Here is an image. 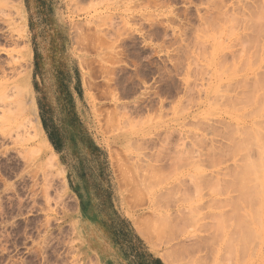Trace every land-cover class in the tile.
<instances>
[{
  "label": "rangeland",
  "instance_id": "obj_1",
  "mask_svg": "<svg viewBox=\"0 0 264 264\" xmlns=\"http://www.w3.org/2000/svg\"><path fill=\"white\" fill-rule=\"evenodd\" d=\"M259 1L0 0V264H98L88 240L130 230L163 264H264L261 182L228 184L259 149L225 152L264 140Z\"/></svg>",
  "mask_w": 264,
  "mask_h": 264
},
{
  "label": "bare ground",
  "instance_id": "obj_2",
  "mask_svg": "<svg viewBox=\"0 0 264 264\" xmlns=\"http://www.w3.org/2000/svg\"><path fill=\"white\" fill-rule=\"evenodd\" d=\"M251 1V0H250ZM261 2V3H260ZM246 3H247V0H246ZM245 3V4H246ZM258 3H260V5H254L255 6V8H253L252 6H251V8H252V10L254 9V12L252 11V10H250V9H248V10H250V16L247 18L248 20H246L248 23H244V24H246L247 25V28H244L245 30L246 29H248V30H250V31H254V28L255 27H259L260 28V30H259V28H258V32L260 33L259 35H261V32L263 33L264 31H261L264 27V0H260ZM249 5V4H248ZM247 6V5H246ZM259 6V7H258ZM249 7V6H248ZM247 7V8H248ZM246 8V9H247ZM259 8H260V10H259ZM215 9H217V7H215ZM245 9V8H244ZM219 10V9H218ZM221 12V11H220ZM227 12V11H226ZM217 13H219V12H217ZM224 13H225V11H224ZM228 14H229V12H227ZM226 13V14H227ZM220 14V13H219ZM227 14V15H228ZM244 14H245V10H244ZM243 14V16L244 17H246V16H248L249 14L247 13V15L245 16ZM217 15V14H216ZM226 15V16H227ZM243 16H241V17H243ZM217 17V16H216ZM220 17H223L224 18V16H221L220 15ZM229 17V16H228ZM243 17V18H244ZM211 18V17H210ZM218 18V17H217ZM222 18V19H223ZM232 18H233V16H232ZM235 18V17H234ZM237 18V17H236ZM235 18V19H236ZM216 19V18H215ZM215 19H213V20H215ZM219 19H221V18H219ZM227 18H225V20H226ZM229 19V18H228ZM227 19V20H228ZM232 20V19H231ZM239 21H240V17H239V19H238ZM238 20L235 22V23H237L238 22ZM243 20V19H242ZM241 20V22H243ZM233 21H235V20H233ZM232 21V22H233ZM23 22V21H22ZM221 22V21H220ZM223 22V21H222ZM253 22H255L256 24H253ZM24 23V22H23ZM204 23V22H203ZM239 24H241V23H237V25L238 26H240ZM211 25V24H210ZM213 25V24H212ZM218 25V24H217ZM235 25V24H234ZM253 25H255V26H253ZM203 26V25H202ZM208 26V25H207ZM216 27H218V26H216ZM233 27V26H232ZM242 27H243V23H242ZM246 27V26H245ZM220 28V27H219ZM228 28V27H227ZM216 29V28H215ZM214 29V30H215ZM238 29H239V27H238ZM24 29H22L21 31H23ZM212 30V29H211ZM223 30V29H222ZM228 30V29H227ZM230 30V29H229ZM239 30H241V29H239ZM210 31V30H209ZM219 31V30H218ZM247 31V30H246ZM256 31V32H257ZM226 32V31H225ZM230 32H232V31H230ZM22 33V32H21ZM248 33H250V32H247V33H245V34H247V36L248 35H250V36H252V33H250V34H248ZM254 33H255V31H254ZM22 34H24V33H22ZM258 34V33H257ZM25 35V34H24ZM23 35V36H24ZM253 36H254V34H253ZM262 36V35H261ZM244 37V36H243ZM238 39V38H237ZM242 41V40H241ZM238 42V41H237ZM247 42H249V41H246V43ZM251 42H253V41H251ZM251 42H249L250 44H251ZM220 43V42H219ZM245 43V42H244ZM249 43L248 44H246L247 46L249 45ZM242 45V44H241ZM254 46V45H253ZM230 47V46H229ZM229 49V48H228ZM232 49V48H231ZM245 49H246V47H245ZM30 50V49H29ZM240 50H242V48L240 49ZM233 51V50H232ZM249 51V50H248ZM263 51H264V49H263ZM24 52H25V50H24ZM243 52V51H242ZM245 52V51H244ZM235 53H236V51H235ZM253 53V52H252ZM256 53L257 54H259L258 53V51H256ZM263 53V52H262ZM26 54V53H25ZM264 54V53H263ZM237 56H238V54H236ZM235 55V56H236ZM245 55V54H244ZM25 56V55H24ZM254 56V55H253ZM264 56V55H263ZM230 58V57H229ZM258 58H259V56H258ZM263 58V57H262ZM25 59V58H24ZM230 59H232V58H230ZM253 59V58H252ZM26 60V59H25ZM24 60V61H25ZM228 60V59H227ZM258 60V59H257ZM225 60H223L222 61V63L224 62ZM248 61V59L246 60L245 59V63H244V61L242 62V63H244V65L246 64V62ZM217 62H218V60H217ZM232 62V61H231ZM255 62H256V59H255ZM221 63V64H222ZM226 63V62H225ZM241 63V64H242ZM248 63V62H247ZM251 63H252V61H251ZM250 63V64H251ZM257 63V62H256ZM232 64V63H231ZM253 65H254V63H252ZM224 66V65H223ZM247 66V65H246ZM230 67V66H229ZM245 67V66H244ZM223 68V67H222ZM228 68V67H227ZM238 68V67H237ZM226 69V68H225ZM230 69V68H229ZM240 68H238V70H239ZM234 70V69H233ZM236 70L237 72H239V71H241V70ZM235 71V72H236ZM259 74V73H258ZM260 74H262V73H260ZM257 75L256 76V78H259L261 81H260V83L261 82H263L264 81V79H261V76H262V78H263V74L262 75ZM254 75H255V73H254ZM259 76V77H258ZM248 80H251V79H248ZM253 80V79H252ZM255 80V79H254ZM245 81V80H244ZM256 81V83H257V81L258 80H255ZM254 81V82H255ZM243 82V81H242ZM254 82H252V83H254ZM259 83V82H258ZM260 83H259V85H260ZM264 83V82H263ZM263 83H261L262 84V87L264 88V84ZM234 84V83H233ZM248 84V82L244 85L243 84V86H246ZM250 84H251V82H250ZM232 85V84H231ZM249 85V84H248ZM237 86V85H236ZM251 86H253V87H251V88H254V85L252 84ZM235 87V86H234ZM247 87V86H246ZM228 88H229V85H228ZM248 88H250V87H248ZM259 88V87H258ZM226 89V88H225ZM232 90L234 89V88H231ZM237 89H239V87L237 88ZM228 90V89H227ZM252 90V89H251ZM261 90H263L262 88L260 89V91ZM224 91H226V90H224ZM231 91V90H230ZM228 92V91H227ZM238 93H236V95H238V96H236V98L234 99L233 97H231V98H233V99H231V100H229V101H231L232 102V100L235 102L236 100H238V101H240V102H243L244 101V103L243 104H249L250 105V103H252L253 104V100H252V98H251V102H250V100H249V98L251 97V93L249 94V93H245L244 91H242L243 93H241V92H239V91H237ZM240 93V94H239ZM227 95V94H226ZM256 95V94H255ZM240 96V97H239ZM253 96V95H252ZM261 96H262V98L261 99H264V96L262 95V93H261ZM221 97H223V95L221 96ZM253 98H255L254 96H253ZM223 100V99H222ZM225 100V99H224ZM226 100H228V99H226ZM225 100V101H226ZM260 100V99H259ZM246 101V102H245ZM255 101H257V100H255ZM234 102H232V103H234ZM249 102V103H248ZM231 103V104H232ZM235 103H237V101L235 102ZM258 103V101L256 102V104ZM238 104V103H237ZM234 105L235 107L237 106V108H238V105ZM240 104V103H239ZM246 104V105H247ZM255 104V105H256ZM233 105V104H232ZM249 105L247 106V107H249ZM254 105V106H255ZM240 106V108H242V106L244 107V105H239ZM234 107V108H235ZM236 109V108H235ZM239 109V108H238ZM245 109V108H244ZM255 109V108H254ZM240 110V109H239ZM251 111H254V110H251ZM250 111V112H251ZM244 112V111H243ZM248 113H245V115L246 114H248L250 117H251V114H249V111H247ZM256 112H259V111H256ZM255 112V114H260V113H256ZM251 113H253V112H251ZM254 114V113H253ZM253 114H252V116H253ZM248 115H247V117H248ZM249 117V118H250ZM209 127V126H208ZM212 127V126H211ZM211 127L209 128V129H211ZM243 128V127H242ZM208 129V130H209ZM247 128H245V129H243V130H246ZM240 131H241V127H240V129H239ZM249 130H250V128H248V130H246L245 131V133H247V131H248V133H250L249 132ZM39 132H40V134H41V136H42V142H41V145H42V147H44V150H46V149H48V143H47V140L43 137V135H42V131L41 130H39ZM244 133V132H243ZM244 133V134H245ZM230 134V133H229ZM240 134H241V132H240ZM240 134H239V136H240ZM251 134V133H250ZM253 135V134H252ZM41 136H40V138H41ZM238 136V137H239ZM244 136H246V138L244 137V138H242V140H241V138H239V140L235 137V136H233L232 134H231V137H234V139L236 138L237 140H235V142L234 143H232L233 142V139L231 138L230 140H231V143L229 144V145H233V146H231V149L230 150H228L229 148H227V151L225 150V152H228V151H232L231 153H232V156L233 155H235V154H237V152H239L240 150H241V152L240 153H243V152H246V151H248L247 152V154H245V156L246 155H248V153L250 152V150L253 148V147H256L255 149H254V151H256V149L258 148L259 149V156H260V158H259V160H257V161H252L251 159H250V157H252V156H250V155H248V157L246 156V157H244L243 158V156H241L242 157V159H241V164L239 165V166H237L236 168H234V170L230 173L231 174V176H232V179H230V182L228 183L227 181H224V182H222V181H218V180H215L214 178H212V180L214 181H212L213 183H211L212 185H214V186H210V183H209V181L208 180H206V179H203L202 180V182H204V181H206L207 183V185L208 186H210V187H217L218 185H219V187H217V188H221V187H223L222 189L224 190V185L226 184V183H228L229 184V186H230V192H228V193H230V194H232V193H238L239 192V196L241 197V198H246V199H249L250 197H251V195H252V193L254 192V188H256V187H254V185L251 187V184H252V182H261V185H262V187H263V190H262V188L260 187V189L262 190V192H261V194H260V189L258 190L259 192V194H260V198L264 201V140H261V141H263V142H261L260 140H256L255 138H252L251 136H248L247 134L246 135H244ZM196 139V138H195ZM204 139V138H203ZM229 139V138H228ZM41 140V139H40ZM170 140V139H169ZM256 140V141H255ZM165 141V140H164ZM163 141V142H164ZM180 141H181V139H180ZM205 141V140H204ZM237 141V142H236ZM169 142V141H168ZM188 142V141H187ZM258 142H261L260 144H258ZM166 143V142H165ZM170 143V142H169ZM262 143H263V145H262ZM167 144V143H166ZM183 144V143H182ZM185 145V144H184ZM192 145V144H191ZM252 146V147H251ZM215 147V146H214ZM212 148L213 149V153L212 154H215L216 155V157L218 158V156L221 154L222 155V152H220V154H218V151L215 149V148ZM230 147V146H229ZM247 147H249L250 148V150L249 149H247ZM195 149V148H194ZM219 149H220V147H219ZM223 149V148H222ZM216 150V153L214 152ZM253 150H251V152H252ZM201 152V151H200ZM230 152H228V153H230ZM250 152V153H251ZM52 153V152H51ZM176 153V152H175ZM191 153V152H190ZM195 153V152H194ZM197 153H199V152H197ZM202 153V152H201ZM204 153V152H203ZM208 153H209V155H208ZM208 153L206 154V153H204L203 155L204 156H202L201 157V159H203V161L205 160V156H208V158L209 159H212V154H211V152L208 150ZM231 153H230V155H231ZM257 153V152H256ZM52 154H54V153H52ZM206 154V155H205ZM176 155H177V153H176ZM175 154H174V156H176ZM199 155H202V154H199ZM215 155H214V157H215ZM218 155V156H217ZM257 155V154H256ZM171 156V155H170ZM196 156L198 157V155L196 154ZM231 156V157H232ZM250 156V157H249ZM54 157V156H53ZM177 157V160L178 161H180V162H182V160L184 159V151L182 150V152H179L178 153V156H176ZM214 157H213V159H214ZM223 157V156H222ZM235 157V156H234ZM239 157V156H238ZM240 157V158H241ZM186 159L188 158V156L187 157H185ZM194 158H196V157H194ZM220 158H221V156H220ZM240 158L239 159H237V160H235L236 162L239 160L240 161ZM258 158V157H257ZM171 159H174V157L173 158H171ZM209 159H207L206 158V161L207 160H209ZM216 159V158H215ZM214 159V160H215ZM216 160H219V158L218 159H216ZM175 161H176V159H175ZM189 161V160H188ZM200 161H202V160H200ZM206 161H205V163H206ZM220 161V160H219ZM219 161H217L218 162V164H217V162H216V164L217 165H219V164H223V161L222 162H219ZM158 162V161H157ZM171 162V161H170ZM185 161H183V163H184ZM209 162L210 161H208V163L207 164H209ZM213 162V161H212ZM179 163V162H178ZM186 163V162H185ZM211 163V162H210ZM225 163V162H224ZM238 164V163H237ZM205 165V164H204ZM204 165H202V166H204ZM212 165V164H211ZM158 166V165H157ZM172 167V166H171ZM176 167V166H175ZM180 167V166H179ZM213 167H215V164H214V166ZM217 172V171H216ZM215 172V173H216ZM224 173V172H223ZM223 173H219V174H222L223 175ZM230 174H229V177H231L230 176ZM217 175H218V173H217ZM225 176H227V174H224ZM191 176V175H190ZM201 176V178H202V175H200ZM199 176V177H200ZM158 177V176H157ZM228 177V176H227ZM204 178V177H203ZM193 179L195 180V182H193V184L195 185V187L197 186V188L200 186V179L198 178V176H196V177H193ZM223 183L222 184V186H221V183ZM205 184V185H206ZM228 184H226V186H228ZM250 184V185H249ZM205 185H204V188H205ZM206 185V186H207ZM221 186V187H220ZM248 186H250V188L252 189V191L251 190H249L248 189ZM254 187V188H253ZM183 189V188H182ZM194 189V188H193ZM201 189H203V186L201 187ZM208 189V188H207ZM198 190H199V192L201 193V191H200V189H197V192H198ZM257 190V189H256ZM195 191V190H194ZM225 191V190H224ZM196 192V193H197ZM199 192L197 193V194H199ZM215 193V192H214ZM225 193H226V191H225ZM202 194V193H201ZM218 194V193H217ZM247 194H251L250 196H248ZM255 194H256V191H255ZM140 195V194H139ZM253 195H254V193H253ZM252 195V196H253ZM199 196V195H198ZM202 196H203V194H202ZM236 197H238V196H236ZM239 199V198H238ZM217 200L218 199H216V200H214L213 201V199H212V201L213 202H217ZM219 201V200H218ZM229 201V202H228ZM227 202H225V203H223L224 204V208L226 207V203H229V205H231V203L232 202H230V200H228ZM233 201H234V199H233ZM241 201V200H240ZM237 202H239V201H237ZM243 202V201H242ZM234 203H236V202H234ZM240 203V202H239ZM222 204V205H223ZM244 204V203H243ZM215 205V204H214ZM216 205H218V204H216ZM219 205H221V203L219 204ZM219 205H218V207H219ZM228 204H227V207L229 206ZM239 205H241V204H239ZM211 206H212V204H211ZM242 207V206H241ZM245 207V206H244ZM213 208H215V206H213ZM223 208V209H224ZM218 209V208H217ZM239 211V210H238ZM224 216H226L225 214H223ZM222 215V216H223ZM255 215V214H254ZM221 216V217H222ZM257 216V215H256ZM253 219H254V216L252 217ZM240 219V221H241V224H243L244 222H246V220L242 217H240L239 218ZM239 219L237 220V222L239 221ZM244 221V222H243ZM165 222V221H164ZM164 222L162 221V223L161 224H164ZM232 222V221H231ZM234 222V221H233ZM232 222V223H233ZM236 222V221H235ZM234 222V223H235ZM237 222H236V224H235V226L237 225ZM243 222V223H242ZM166 223V222H165ZM251 223H253V222H251ZM248 220H247V222L246 223H244L245 225V228H246V232H245V234L247 235L246 236V238L245 239H248V238H250L251 236H249V234L250 235H252L251 233H252V231L254 232V230L251 228V226H250V224H251ZM255 223V222H254ZM247 224V225H246ZM248 225H249V227H248ZM224 226V225H223ZM238 227H240V225L239 226H237L236 227V229L237 230H239L240 231V229H238ZM247 228L249 229V228H251V230H250V232L251 233H249V232H247L248 230H247ZM241 230H242V228H241ZM245 231V230H244ZM241 232H243V231H241ZM233 233V232H232ZM255 233V232H254ZM237 234V233H236ZM244 234V235H245ZM258 235H259V233H258ZM257 235V236H258Z\"/></svg>",
  "mask_w": 264,
  "mask_h": 264
},
{
  "label": "crops",
  "instance_id": "obj_3",
  "mask_svg": "<svg viewBox=\"0 0 264 264\" xmlns=\"http://www.w3.org/2000/svg\"><path fill=\"white\" fill-rule=\"evenodd\" d=\"M126 234V238H122L112 232L103 242L95 238L88 240V255L98 264H163L158 253L139 238L136 232L130 230Z\"/></svg>",
  "mask_w": 264,
  "mask_h": 264
}]
</instances>
